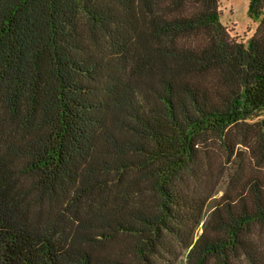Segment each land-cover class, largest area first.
<instances>
[{"label":"trees","instance_id":"trees-1","mask_svg":"<svg viewBox=\"0 0 264 264\" xmlns=\"http://www.w3.org/2000/svg\"><path fill=\"white\" fill-rule=\"evenodd\" d=\"M248 12L244 41L221 0H0V264H264Z\"/></svg>","mask_w":264,"mask_h":264},{"label":"rangeland","instance_id":"rangeland-1","mask_svg":"<svg viewBox=\"0 0 264 264\" xmlns=\"http://www.w3.org/2000/svg\"><path fill=\"white\" fill-rule=\"evenodd\" d=\"M221 5V21L228 27L232 35H237L246 41L258 25V22L253 21L249 16V0H221Z\"/></svg>","mask_w":264,"mask_h":264},{"label":"crops","instance_id":"crops-1","mask_svg":"<svg viewBox=\"0 0 264 264\" xmlns=\"http://www.w3.org/2000/svg\"><path fill=\"white\" fill-rule=\"evenodd\" d=\"M253 33H254V30H253V32L247 37V38H249L250 36H252L253 35Z\"/></svg>","mask_w":264,"mask_h":264}]
</instances>
